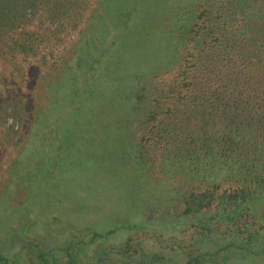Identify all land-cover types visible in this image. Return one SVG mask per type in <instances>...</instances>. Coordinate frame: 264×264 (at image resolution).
I'll use <instances>...</instances> for the list:
<instances>
[{
	"label": "rangeland",
	"instance_id": "rangeland-1",
	"mask_svg": "<svg viewBox=\"0 0 264 264\" xmlns=\"http://www.w3.org/2000/svg\"><path fill=\"white\" fill-rule=\"evenodd\" d=\"M99 1L67 0L59 19L37 14L26 26L34 47L0 52V252L19 264L74 242L86 248L80 264H132L117 250L128 225L150 223L163 237L173 229L166 184L181 178L160 166L166 153L148 112L166 109L168 86L193 62L179 52L167 69L172 50L187 46L170 32L194 35L205 0H104L88 27ZM209 2L232 12L249 51L264 43V0Z\"/></svg>",
	"mask_w": 264,
	"mask_h": 264
},
{
	"label": "trees",
	"instance_id": "trees-1",
	"mask_svg": "<svg viewBox=\"0 0 264 264\" xmlns=\"http://www.w3.org/2000/svg\"><path fill=\"white\" fill-rule=\"evenodd\" d=\"M66 1L0 0V52L33 48L36 30L27 27L37 14L44 20L59 19ZM103 2L90 14L88 27ZM213 6L209 0L202 3L196 17L202 22L195 23L197 28L192 25L194 35L189 30L170 32L179 46H187L168 51L173 52L167 69L176 65L179 52L188 53L183 65L193 62L168 86L166 109H152L148 115L154 117L153 138L166 153L160 166L168 179L181 178L179 184H166L177 201L167 222L173 229L163 237L154 225L134 220L126 227L132 236L117 249L128 256V263L264 264V43L249 51L241 24L234 28L227 19L232 12L223 14ZM233 32L243 34L232 37ZM124 226L93 232L90 239ZM148 243L155 248L148 249ZM61 251L54 255L38 250L28 264H80L86 248L74 242ZM0 264L19 263L0 252Z\"/></svg>",
	"mask_w": 264,
	"mask_h": 264
}]
</instances>
